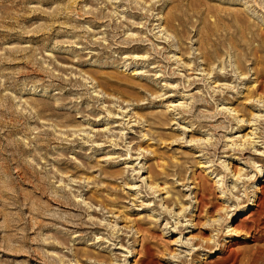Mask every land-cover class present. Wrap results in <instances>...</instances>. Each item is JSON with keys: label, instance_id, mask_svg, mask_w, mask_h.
I'll return each instance as SVG.
<instances>
[{"label": "rangeland", "instance_id": "374dc122", "mask_svg": "<svg viewBox=\"0 0 264 264\" xmlns=\"http://www.w3.org/2000/svg\"><path fill=\"white\" fill-rule=\"evenodd\" d=\"M261 44L264 0H0V264H264Z\"/></svg>", "mask_w": 264, "mask_h": 264}, {"label": "bare ground", "instance_id": "6f19581e", "mask_svg": "<svg viewBox=\"0 0 264 264\" xmlns=\"http://www.w3.org/2000/svg\"><path fill=\"white\" fill-rule=\"evenodd\" d=\"M145 2L146 3H148V2H150V0H145ZM192 5H194V3L192 4ZM175 12H173V13H171L170 15H169V21L167 22V25H168V28L170 29V30H172V31H174V32H176V31H178V30H176V28L173 26V23H175L176 21H181V18L179 17V15L177 14V10H176V13L174 14ZM208 24V23H207ZM207 33H209V30H207V32L205 33V34H207ZM178 36V35H177ZM258 50H264V44H261V47H259V49ZM258 50L256 51H254V53L253 54H256V53H258ZM249 51V50H248ZM248 51H244V52H248ZM241 52V51H240ZM209 53V52H208ZM208 53L206 54L207 56H208ZM247 55V54H246ZM246 55H244V56H246ZM214 60H212L211 61V63L213 62ZM239 65H240V70H241V72L243 73V75H245L246 74V72H245V68H244V65H242V63L240 62L239 63ZM260 191L262 192V194H264V187L262 188V189H260ZM223 194L225 193V190L223 189V192H222ZM199 203V205H200V207H202V205H205V203H204V201H199L198 202ZM257 209L258 210H256V213H259L260 212V210H261V208L262 207H264V195H263V198L262 197H260V198H258V202H257ZM241 228H243L242 229V232H244V227H243V224H241ZM247 230V232H245L246 233V235L247 236H249V237H251V234H254V236L255 237H251L254 241L257 239V236H259L261 233H263V228H259V230H257V231H254V232H252L250 229H246ZM252 232V233H251ZM211 240V239H210ZM209 240V241H210ZM228 253H229V251H228ZM77 257H78V255H77ZM225 261H226V264H235L236 262H237V258H231V257H229V258H227V259H225Z\"/></svg>", "mask_w": 264, "mask_h": 264}]
</instances>
